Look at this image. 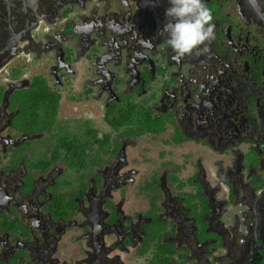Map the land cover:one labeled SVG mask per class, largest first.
I'll return each mask as SVG.
<instances>
[{"label": "flooded vegetation", "instance_id": "af4514ba", "mask_svg": "<svg viewBox=\"0 0 264 264\" xmlns=\"http://www.w3.org/2000/svg\"><path fill=\"white\" fill-rule=\"evenodd\" d=\"M0 0V264H264V0Z\"/></svg>", "mask_w": 264, "mask_h": 264}, {"label": "clouds", "instance_id": "9594fccd", "mask_svg": "<svg viewBox=\"0 0 264 264\" xmlns=\"http://www.w3.org/2000/svg\"><path fill=\"white\" fill-rule=\"evenodd\" d=\"M165 9L166 23L160 29L174 58L183 59L194 52L207 50L215 40V23L206 0H168Z\"/></svg>", "mask_w": 264, "mask_h": 264}]
</instances>
